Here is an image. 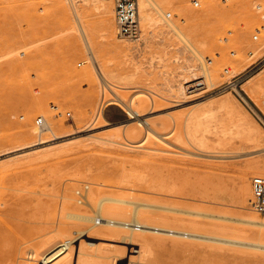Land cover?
<instances>
[{
	"label": "rangeland",
	"instance_id": "1",
	"mask_svg": "<svg viewBox=\"0 0 264 264\" xmlns=\"http://www.w3.org/2000/svg\"><path fill=\"white\" fill-rule=\"evenodd\" d=\"M62 1L0 0V52L2 44L5 52V57H0V138L12 136L14 125L25 121L35 126L34 119L39 115L45 120H61L65 128L57 136L37 129L28 139L0 146V264H36L27 258L26 251H35L37 242L53 233L48 230L57 228L66 230L69 238L79 234L77 244L71 242L70 246L84 253L88 263L83 264H264V227L242 220L247 213L264 218L250 206V178L255 174L247 166L264 158V93L258 89L250 96L246 90L252 82L264 85V0H163V11L169 18L181 28L187 23L193 38L205 43L204 57H199L202 62L210 58L208 67L220 69L214 85L188 87L189 96L181 98L167 92L168 82L190 61L177 56L171 40L156 43L148 57L123 60L109 42L129 39L110 34L108 42L104 37L108 19L115 31L113 11L105 12L95 2L76 8L77 17L90 30L95 48L108 65L129 76L120 92L126 98L152 97V101L147 100L145 117L155 122L167 118L172 125V116H188L191 108L197 113L213 111L209 120L212 133L207 135L205 147L176 139L171 125L163 131L177 143L170 144L179 148L177 155L102 140L98 143L100 139L90 138V133L106 136L130 125L132 118L118 106L101 104V85L95 77L97 62L88 56L72 4ZM138 20L142 32L139 13ZM239 34H244V48L235 44ZM209 48L222 54L208 55ZM237 51L241 59L231 70L229 63ZM88 70L95 84L85 80ZM186 76L185 72L182 82ZM35 100L46 103L42 112L25 105ZM81 106L87 109L86 123L79 122L77 109ZM243 117L262 131L258 142L214 134ZM135 140L149 142L145 135ZM241 172L249 176L245 205L240 197ZM84 185L85 198L79 203L75 190ZM65 195H70L71 206ZM101 196L146 201L148 206L146 202L141 204L145 211L140 210L141 205L137 207L146 223L199 235L139 230L130 233L124 228H119L115 236L101 235L97 231L114 227L101 225L102 220L81 221L65 214L77 207L82 213L97 216L96 201ZM103 204L102 214L116 217L105 206L111 203ZM134 205L123 204L129 212L117 218L131 221ZM129 233L133 242H139L136 234L144 235V254L134 252V245L123 243L128 238L121 235Z\"/></svg>",
	"mask_w": 264,
	"mask_h": 264
},
{
	"label": "bare ground",
	"instance_id": "2",
	"mask_svg": "<svg viewBox=\"0 0 264 264\" xmlns=\"http://www.w3.org/2000/svg\"><path fill=\"white\" fill-rule=\"evenodd\" d=\"M59 1H62V0H59ZM66 1L70 2L74 8V14H75L74 21L76 23L77 29L82 35V39L84 40L88 56L90 57L91 60L93 59L95 63L97 62L96 65H97L98 73L96 74L95 77L101 85V91H100L101 92V100H100L101 104H104L102 102H107L108 104L118 106L124 109L128 114H130L129 118H132L130 125L125 124L123 127H120L118 130L110 134H107L106 136L104 135L100 136V135L95 134L97 132H95L94 134L90 133V138H95V140L100 139L98 141L102 140L103 142H110L113 144L116 143L122 146L139 148V149L147 150V151H161L168 155L180 154V152L177 151L178 147L177 148L174 147L175 145L177 146V143L169 139L167 137V134L163 132L167 130L169 126L171 125L169 119L165 118V119H161L158 122H155L153 121V119L144 116L146 115L145 109L147 107V102L149 100L152 101V97L149 96L148 99L143 98V97L126 98L124 94L120 92L119 89L125 87L124 85H123L124 87L121 85L124 83L126 79L128 80L129 76L125 72H123L122 69L108 65V62L104 58V55L102 54V52L98 51V47L95 48L93 36L91 32H89L90 30L88 31L87 28L85 27V24H83L81 20H79V17H77L76 8H79L81 4H85L87 2H95V4H98L97 6L102 8L105 12H112L113 6L111 4V0H66ZM62 6H65V3ZM214 6L219 11H222L215 4ZM137 7H138L139 18L141 19V25H142V32L140 34V37L137 39L139 40L141 38L140 42L135 43V41L137 40L130 41L131 39L126 40V41L121 40L118 42H109L108 41L109 35L116 34V28L114 31L113 22L111 19L110 20L108 19L105 25V28L103 30L104 37L112 45V48L116 56H119L123 60H127L130 62L138 61L141 58L148 57V55L152 53V50L154 49L156 43L163 42L164 44L165 41L171 40L172 44L175 46L177 56L179 57L182 56L185 59L189 60L190 62L187 65H185V67L179 69L176 73H174L171 76L168 82L170 91L168 90L167 92L168 93L172 92L175 97L181 98V97L189 96V93H188L189 91L188 92L186 91L188 87H191V88L200 87V89H203V88L214 85V83L218 80L220 76V69L215 66H213L212 68L208 67L207 63L209 62L211 63L210 58L205 61L203 60L204 62H202V60L199 58V57H204L203 55L205 53L204 50H206L205 43L204 42L201 43V41H197L196 39L193 38L192 33H189L188 31L187 23H185V26L181 28L172 19L167 18L166 12L163 11V8H165L163 0H137ZM243 35L244 34H239L236 36L235 44L238 45L237 48H244L245 46H247V43H245L246 41ZM255 48L256 46H253V49ZM2 50H4V44H2V47H1L0 57L1 56L5 57V52H3ZM207 54L215 57L222 53L220 50L209 48V50L207 51ZM196 58H199V62L197 63H195ZM240 59H241V55L239 54V52L238 51L236 53L233 52V59L231 60V63H229L230 65L229 68H231L232 70V67H234L240 61ZM185 72L187 73V76H186L187 79L185 82L187 84L189 83L188 86L184 84L185 82H182ZM84 74H82V76ZM84 77H85V80L87 79L89 81H92L94 84L96 83L94 80L95 78L93 77V74L89 72V70L86 71V74L84 75ZM199 78H201V80H198ZM103 87H105L106 90H104ZM258 89H260L261 92L264 93V85H262L261 81L252 82L246 88L250 96L254 94V92ZM241 96L244 98L243 95ZM244 100L246 101L245 98ZM25 105H27V107H30L31 110H34L36 112H42L46 103L42 100L41 101L35 100V101L26 102ZM190 111L191 113L185 117H176V116L173 117L172 116L171 117V120H172L171 129H174L176 139L178 140L184 139L197 146L205 147L206 144H208L207 142L209 140L207 135L212 133L209 120L212 119L213 111L205 110L203 112L197 113L198 110L193 109V108H191L189 112ZM77 113L80 116L79 122L86 123L87 118H88L87 109L81 106L77 109ZM101 113H102V117L104 118V120H106L103 112ZM45 121H46V126L44 130L51 131V133L55 136H57L58 132L65 129L64 122L61 120H53V118L51 117V119L46 118ZM14 127L16 129H15V133L12 136H8L7 138L6 137L0 138V146L9 141H16V140L25 139V138L28 139L32 137L34 135V132L35 131L37 132V129H38L36 126H29V121H25L24 123H21L19 125H14ZM220 130H221L220 132H217L214 134L222 136V137L236 136V137H240L252 143L258 142L259 139L262 138V135H261L262 131L246 117H243V120L237 119L236 122H232L230 125L225 124ZM42 131L38 130V132L40 133ZM141 135H145L146 139H149V142L147 143L137 142L135 139L140 137ZM91 140L94 141L93 139ZM102 141L98 143H102ZM170 144H173L174 146ZM247 166L249 169L252 170L251 171L252 174L264 175V158L255 159L249 162ZM259 167H261V170L259 169ZM240 180L243 183L240 187V191H241L240 197H241L243 205H245L247 201L248 191H249V176L245 172H241ZM64 197H65L66 202L71 206L70 195H65ZM92 199L93 198H91V200ZM135 201H137L138 203ZM96 202H97V209L95 213L97 216H91L89 214L82 213L80 209L77 207H72L69 211H66L65 214L68 217L75 218L81 221L91 220L93 222L95 221V223H99V221L97 222V219H99V220H102L101 225L103 226L108 225V226L114 227V228H105V229H101L97 231V233L101 235H104L107 233L111 236H115L120 233L121 230H119V228L129 229L130 233H132V231L134 230H139L141 232H151V233H162L163 231L164 232L166 231L167 233L176 232V234L178 233V235L179 233L187 234V235L188 234L195 235L197 233V232L195 233L194 231L193 233H188L186 231H179L177 230V228L176 229L169 228V227L165 228L164 225L159 226V224L155 225V224L146 223L141 217L142 213L137 208L138 205H141L145 203L146 201H141L140 199L133 201L131 199H126L122 197L101 196L100 198L97 199ZM104 202L111 203L105 206L107 209L110 210L109 213L111 212L110 214L116 217L107 218L106 216L102 214V208L104 206L103 204ZM129 203L136 204L134 205L135 209H133V211L130 212L132 213L131 221H124L120 218H117L118 215H121L120 217H124L123 213L129 212L123 206V204H129ZM153 204H151L150 206L152 207ZM141 206L142 207H140V210L145 211V207L143 205ZM145 206H148L147 202ZM141 208H144V209H141ZM246 216H247L246 218L243 217L244 219H242L246 221V223H254L258 225L259 227H264V218H260L252 213H247ZM48 232H53V233L48 235L44 240L43 239L41 241L39 240L38 241L39 243L37 242V248L35 251H33L32 249H29L26 251L27 256H28L27 258L36 261V264H83L84 263L85 261L83 257L84 253L76 248L73 251L71 250V246H70L71 242H74L75 244H77L79 234L77 236L69 238L66 230L62 228H57L55 230L50 229L48 230ZM71 232L75 233L76 230H73ZM80 233L85 234L84 230H81ZM130 233L127 235H123V234L121 235L122 237L128 238V241H124L123 243H126V245H130V246L134 245L135 246L133 250L134 252H137V253L142 252L144 254L146 238L142 234H136L135 236L137 239H139V242L138 241L133 242L132 235ZM197 234L199 235V233ZM209 237L210 236H208V238ZM213 238L211 239L213 240ZM224 239H226V237ZM123 240H121V242ZM249 242H252V241H249ZM87 243L92 245L94 242L87 241ZM260 246L261 244L257 247L261 248ZM85 262L88 263L87 260ZM21 264H32V263L25 262Z\"/></svg>",
	"mask_w": 264,
	"mask_h": 264
},
{
	"label": "built area",
	"instance_id": "3",
	"mask_svg": "<svg viewBox=\"0 0 264 264\" xmlns=\"http://www.w3.org/2000/svg\"><path fill=\"white\" fill-rule=\"evenodd\" d=\"M195 3L196 1H194V4ZM113 15L116 34L118 36L131 40H137L140 37L141 27L138 20L137 0H113ZM169 16V14L166 15L167 18H169ZM256 37L257 36L254 35V38ZM198 80H201V78ZM53 109L56 108L53 107ZM57 114L60 115L61 113L58 112ZM126 114L130 116L127 112ZM65 116L70 118V113L66 112ZM34 123L38 130L41 131L44 130L46 126L45 118L42 115L37 116L34 119ZM86 188L87 185H84L82 189L75 190L79 203L83 202L85 198ZM250 190V206L257 213L264 214V175H253L250 178ZM98 221L99 219H97V222Z\"/></svg>",
	"mask_w": 264,
	"mask_h": 264
}]
</instances>
